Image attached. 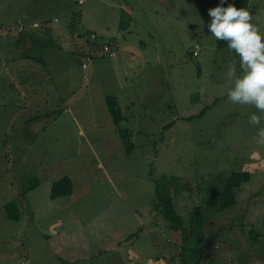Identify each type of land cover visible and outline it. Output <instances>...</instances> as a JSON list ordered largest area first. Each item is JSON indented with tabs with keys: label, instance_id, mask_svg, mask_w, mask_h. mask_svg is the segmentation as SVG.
Instances as JSON below:
<instances>
[{
	"label": "rangeland",
	"instance_id": "374dc122",
	"mask_svg": "<svg viewBox=\"0 0 264 264\" xmlns=\"http://www.w3.org/2000/svg\"><path fill=\"white\" fill-rule=\"evenodd\" d=\"M134 1L139 13L132 18L125 13L128 0H0V34H18L13 24L23 13L60 19L45 31L58 38L55 63L45 58L31 71H8L0 56V264H59L95 245L101 248L97 264H120V256L129 262L134 253L151 264H193L196 246L207 264H264L256 238H264V146L244 134L255 108L222 96L227 81L221 75L239 57L207 30L208 10L220 0H184L175 23L155 18L153 0ZM250 2L252 9L262 7L253 23L264 33V2ZM93 31L103 34L99 52H91L87 40ZM141 40L153 63L149 70L134 60L144 57L137 52ZM107 41L117 56L105 51ZM31 52L39 56L42 45ZM159 57L174 63L172 75L155 64ZM108 98L117 99L126 117L121 127ZM121 131L131 140L130 152ZM233 172L251 178L236 202L223 207L221 191ZM64 176L73 192L53 198V184ZM158 189L174 196L187 222L196 208L203 213L183 241L186 249L162 244L161 233L182 235L157 211ZM11 201L19 219L8 216ZM157 221L165 231L149 233L145 224ZM86 241L90 245L81 247Z\"/></svg>",
	"mask_w": 264,
	"mask_h": 264
},
{
	"label": "crops",
	"instance_id": "0c3cea01",
	"mask_svg": "<svg viewBox=\"0 0 264 264\" xmlns=\"http://www.w3.org/2000/svg\"><path fill=\"white\" fill-rule=\"evenodd\" d=\"M153 1L158 4V8H159V10H157L155 8L153 11L155 18H157L159 20V18L162 17V18H164V20L166 22H169V23H175V22H178L180 20L181 15L177 11V8H179V9L181 8L182 10H184V8H185V1L184 0H153ZM263 2H264V0H263ZM125 6H126V8L129 9V12H128V10H125V13L127 11V13L132 18L134 17L135 13H139V10L137 9V6H139V5L134 0H130V1L128 0V3H126ZM249 8L252 11V12L250 11L252 16L254 17L253 20L257 21L255 19V16L260 17V11L262 8L261 5L258 4V7H256V9H252L251 2H250ZM263 9H264V7H263ZM52 17L54 18L57 16H55V15H52V16L39 15V16L29 17V15L23 13V15L21 17L17 18L16 23L18 22V20H21V19L35 21V20H42L44 18H52ZM58 21H60V19ZM58 21H51V23H49V25L48 24L46 25V22H42V26H40L38 28L29 27L25 30H20L16 26V24H13L14 26H16L18 28V30H19L18 34L14 33L11 29L5 30L3 34H0V56L4 57V60L6 62V65H5L6 69L8 71H15V70L16 71H20V70L21 71H27V70L31 71L33 69L34 65H36V63L37 64L39 63L37 60L41 61L42 59L44 60L45 58L47 59V61L55 63V61L58 57V54H57L58 38H55L53 36V34L55 32L52 34H49V33L45 34V31H48L51 33V31L55 30L54 25H55V22H58ZM259 27H260V30H262V27L261 26H259ZM7 28H9V26ZM93 32L97 33L98 35L103 36V34H100L97 31H93ZM104 35H110V34H104ZM119 35L120 34H116V36H119ZM75 36H76V34H75ZM110 38H115V36L112 35V37H110ZM163 39L165 40V38H163ZM87 40L90 42L91 52L92 51H95V52L100 51V46H98L97 44H93L90 40V36H89V38H87ZM104 43H110L114 46V43L110 42V41H107ZM77 44L79 47H81V50H82V48L85 50V48L87 47V45L85 43L81 42V40L77 41ZM41 45H42V53L39 56L36 53L31 52L32 49H36L38 46H41ZM139 45L141 47L137 52L140 54H143L144 57L142 58L141 61L137 60V59H134V60H135V62H138L140 66L142 65L143 70H149L152 68L153 63H150L149 53L146 50L147 43L145 40H141ZM225 46H227V45H225ZM63 47H64V45H61V49H63ZM198 48H199V46H198ZM21 49L23 51H20ZM16 50L20 51L21 53H16L17 52ZM196 51L198 52V54H195ZM133 53H135V52H133ZM194 54L200 55V51L194 50ZM167 56H168V54H167ZM158 60H159L160 64L159 63H155V64L159 65V68L163 71H167V72L171 71V75H172V70H173L172 66L174 65V63L171 62L170 58L167 57V61H165V60H163V58L159 57ZM119 63H121V61H119ZM88 67H89V64H88ZM88 67L86 68V70L88 69ZM86 70L83 68L84 76H85ZM221 77L224 81H226V74H224V72L222 73ZM26 80H27L26 81V84H27L29 79H26ZM85 80L89 81L86 78H85ZM120 83L126 84L129 82H128V80H122ZM26 87L31 88V86L29 84H27ZM222 96L224 97L223 94H222ZM226 99H227V96H226ZM211 104H213L214 106L217 104V101H215V98ZM250 114L251 113H249L248 115H250ZM171 125H173V124L171 123ZM244 134L247 137H250L249 143H251L253 145L256 144V140H255V137L257 134V128L256 127L252 126V128L250 130H246L244 132ZM253 145H251V146H253ZM251 149H253V147ZM240 188L242 191L244 189L243 185H241L237 190L239 191ZM151 226H153V227H151ZM145 229H147L149 233H157V234H159V232H163V229L165 231V227L163 226V224L160 221H157L156 224H148V225L145 224ZM260 229L263 230L262 227H260ZM159 235L162 236L163 246L167 250H171V251L175 252L174 241L177 240L178 236H175L172 233V231H170L168 233H166V232L161 233ZM168 235L171 238H167ZM261 238L262 239H259V234H257V240H258L257 242L260 245L264 246V238L263 237H261ZM90 243L91 242H89V241H86V244H82L80 242V246L83 248H86L90 245ZM91 245L93 246V244H91ZM89 252L90 253H87L88 255L87 254L75 255V256H72L68 259H63V261H61L59 264H97L94 261L97 260L101 255V254H97V253H101L100 246H97V245L93 246V249L89 250ZM174 256L175 255L173 253H171V254L167 253V259L170 258L173 260ZM147 262H149L148 257L140 258L136 253H134V255L131 257L129 262H126L125 260L123 261L122 256H120V260H119L120 264H146ZM22 264H36V263H32L30 261V259L29 260L26 259ZM149 264H151V263L149 262Z\"/></svg>",
	"mask_w": 264,
	"mask_h": 264
},
{
	"label": "clouds",
	"instance_id": "9594fccd",
	"mask_svg": "<svg viewBox=\"0 0 264 264\" xmlns=\"http://www.w3.org/2000/svg\"><path fill=\"white\" fill-rule=\"evenodd\" d=\"M225 3L226 0H220V4L208 10L211 21L207 25L210 34L218 41L227 42L228 49L239 57L238 63H229L227 66V83L222 94L233 105L255 108L248 121L257 128L256 143L264 146V33L253 23V16L247 8L236 7L234 3L224 6ZM49 19L58 21L59 17L44 18L41 24ZM16 26L18 27L17 23ZM29 27L38 28L28 25L25 29ZM93 33L95 32L91 34ZM97 37L99 38L98 34ZM92 43L97 44L98 39ZM84 62L88 67V62ZM86 76L88 77L87 73L84 77ZM86 79L89 80V77Z\"/></svg>",
	"mask_w": 264,
	"mask_h": 264
},
{
	"label": "trees",
	"instance_id": "16d2710c",
	"mask_svg": "<svg viewBox=\"0 0 264 264\" xmlns=\"http://www.w3.org/2000/svg\"><path fill=\"white\" fill-rule=\"evenodd\" d=\"M228 3H234L236 7H244L249 8L250 0H226V3L224 6H227ZM52 20H47L46 25L51 23ZM45 25V26H46ZM42 26V24H41ZM92 33V32H91ZM225 46L227 45V42L225 41H219V46ZM109 103H115L113 104L112 110L115 114L114 119L116 124L121 127V123L123 122L124 118H126L124 115H120V105L117 101V99H113L110 101V99H107ZM171 125H166V128ZM122 136H124V140L126 144L128 145V152L131 151V148L133 147L131 140L128 139L127 133L120 132ZM250 178V174L248 172H233L228 177V180L226 182V185L224 189L221 191L220 195V201L222 202L223 207H228L236 202V193L237 189L241 186V184L244 182V180H248ZM73 192V182L72 179L69 176H64L62 179L56 181L53 184V191H52V197L58 198L60 196L64 195H71ZM155 207L159 214H161L169 223V228L175 231L181 230V238L180 240L174 241L175 246L176 245H182V249H186V245L183 241L188 240L192 233H194L193 227L196 224V221L198 220L199 213L203 214L200 210V207L196 208L194 212L195 219H191V222H187L185 217L182 216L177 211V208L175 206V198L171 194H166L163 191L161 192V189L157 190V198H156V204ZM6 211L8 213V216L12 219H19L21 217V213L19 212L18 205L15 201H11L6 204ZM257 238V236H256ZM182 240V242H181ZM192 256L196 257L195 262L193 264H207L205 260V251L202 247L196 246L195 250L192 251Z\"/></svg>",
	"mask_w": 264,
	"mask_h": 264
},
{
	"label": "built area",
	"instance_id": "2783aa9c",
	"mask_svg": "<svg viewBox=\"0 0 264 264\" xmlns=\"http://www.w3.org/2000/svg\"><path fill=\"white\" fill-rule=\"evenodd\" d=\"M84 1L85 0H80L81 3H83ZM55 20H57V18H55ZM40 24H41V20H36V21L19 20L17 22V25H18L20 30H24L28 25L38 27V26H40ZM97 39H98L97 34H95V33L91 34L92 42H97ZM104 49H105V51L109 52L112 56H117V50L111 44L105 43ZM197 53L198 52L196 51L195 54H197ZM83 67L84 68L87 67L86 62L83 63ZM86 78H88V77L86 76ZM147 264H148V262H147Z\"/></svg>",
	"mask_w": 264,
	"mask_h": 264
}]
</instances>
